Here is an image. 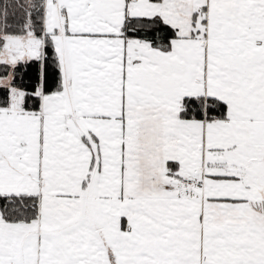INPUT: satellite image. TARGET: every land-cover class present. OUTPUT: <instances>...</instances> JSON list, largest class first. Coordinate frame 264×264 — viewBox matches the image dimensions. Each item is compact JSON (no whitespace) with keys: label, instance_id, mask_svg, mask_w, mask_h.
<instances>
[{"label":"snow or ice","instance_id":"6c2138e0","mask_svg":"<svg viewBox=\"0 0 264 264\" xmlns=\"http://www.w3.org/2000/svg\"><path fill=\"white\" fill-rule=\"evenodd\" d=\"M0 264H264V0H0Z\"/></svg>","mask_w":264,"mask_h":264}]
</instances>
